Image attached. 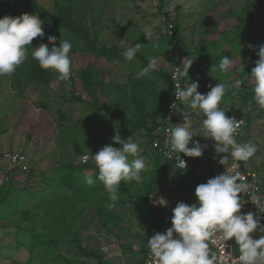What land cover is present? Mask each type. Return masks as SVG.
<instances>
[{
	"label": "rangeland",
	"instance_id": "1",
	"mask_svg": "<svg viewBox=\"0 0 264 264\" xmlns=\"http://www.w3.org/2000/svg\"><path fill=\"white\" fill-rule=\"evenodd\" d=\"M38 1L46 8H52L53 0ZM61 2L71 7L75 19L90 29L92 38L99 45L125 48L140 43L139 52L144 53L148 60L151 57L157 58V70L168 74L174 65L182 66L183 58L190 56L193 63L185 83L187 85L188 82L198 80L203 90L198 91L202 94L210 91L209 85L215 86L222 81L227 87L233 78L243 80L242 88L236 95H233L231 90L226 92L221 106L227 111V115L245 117L246 126L236 139L238 142L252 141L257 145V152L248 162L260 171L264 186V109L259 108L253 97L248 95V92H253L250 77L252 67L244 64L240 55V52L250 45L248 31L243 25L246 0H164V3L161 0H61ZM259 3L264 7V0H259ZM13 10L17 12L19 8L13 6ZM165 11L178 22L180 30L177 37L163 38L167 31L161 16ZM0 12L2 13V7ZM43 29L44 37L34 38L33 46H28V58L34 46L46 43L49 36L58 37L59 32L44 22ZM146 33H150L148 39ZM62 38L59 35L58 44ZM70 55L74 70L68 81L55 78L49 85L38 83L23 75L20 70L19 75H22L23 83L19 89L13 75L0 77V160L4 152L11 149L22 150L27 152L31 167L36 172V177L26 182L28 185L25 194L24 192L22 194L21 187H17L8 197V200L14 201L17 206L7 207L4 211L7 218L0 215V264H29L30 258H32L30 264H99L100 260L97 257L84 255L72 241L59 240L57 250H52L51 253L47 247L41 245H37L31 251L26 234H18L19 222L24 226L35 224L39 229L44 228L39 218L53 198L46 196L43 173H49L52 168L59 166L62 160L74 157L79 161L85 153L92 157L94 150L99 151L107 144L119 147L112 139L119 131L123 138L133 136L140 144L142 149L140 157L145 160L148 168L145 175L153 169V160L144 153L146 146L142 129H135L128 122L127 117L132 118L136 115L134 105L126 99L124 104L114 110L122 94L120 87L126 84L128 86L130 75L137 74L143 68V61L138 57L132 61L108 59L81 49H73ZM223 55L232 56L236 66L223 76L211 73V67ZM89 65L100 70L103 80L102 85L98 84L97 90L92 92H87L81 76L82 71ZM140 79L146 80L149 85L145 94L150 109L155 100H159L169 91V85L159 74L149 73ZM74 92L82 94L84 101L72 100ZM95 97L100 101V111L111 110L119 116L111 120L101 114L93 115L96 112L93 105ZM183 107L182 105L181 109ZM183 110L191 122V130L201 133L200 124L202 118L206 117L197 115L196 110L191 108L186 107ZM184 121L185 113L179 111L174 126ZM197 140L202 145H207L202 156L188 157L182 153L191 162V169L185 172L190 183L187 184V188L184 187L187 191L184 193L192 195L189 205L197 203L194 185L201 183L206 174L211 177L220 174L224 165L219 163V159L227 155L215 152L214 140L211 138L195 135L193 141ZM191 146L193 145L190 143L189 147ZM96 173L98 174L96 167L94 170L87 169L83 172L84 175L91 176L97 175ZM23 175H28V172ZM175 175L177 174L169 168L157 185L171 191V178ZM176 177L178 180L181 179L179 175ZM2 184L0 179V185ZM126 184L129 192L119 193L121 202L110 207L114 217L112 221L107 220L109 229L103 225L98 208L94 204H88L74 223L84 246L102 255V264H120V251L124 254L125 263L131 264L135 257L140 256L142 244L141 239L135 234L151 233L155 215L150 214L148 210L145 211L143 204L135 205L129 201L130 198L143 196L144 182L137 184L133 181ZM179 186L182 187L181 183ZM61 198V195H57V202H61ZM29 208L32 214L24 218V211ZM174 208L168 206L169 214L173 215ZM54 210L56 211L55 206ZM45 225H48V222ZM157 227L159 230L163 229L160 224ZM62 228L65 229L64 226ZM49 229L51 230L48 228L45 236L56 231L55 228L51 231Z\"/></svg>",
	"mask_w": 264,
	"mask_h": 264
},
{
	"label": "clouds",
	"instance_id": "2",
	"mask_svg": "<svg viewBox=\"0 0 264 264\" xmlns=\"http://www.w3.org/2000/svg\"><path fill=\"white\" fill-rule=\"evenodd\" d=\"M44 35L43 21L38 15L25 12L19 16L5 15L0 18V77L14 74L28 58V46H33L34 38H43ZM146 37L148 39L150 33H146ZM48 41L49 43L34 46L31 57L42 69L54 72L58 80L68 81L74 70L70 55L73 45L71 41L62 38L57 46V37L54 35L49 36ZM140 49L141 44L135 43L125 47L121 55L127 61H132ZM257 55L259 58L251 69L250 77L253 99L259 108L264 109V44L258 47ZM192 63L193 58L190 56L183 58L178 73L171 75L176 85L175 96L179 104L184 106L183 109L191 108L196 110L197 115L206 117L202 118L200 124L202 132L191 130L187 113L177 103L172 104L174 110L185 113V121L167 129L164 156L167 161H174L175 169H186L187 164L181 153L188 157L202 156L207 145H202L198 140L193 141L195 135H202L214 140L213 147L217 154H230V157L224 155L219 159L226 172L209 178L206 183L196 187L197 203L189 205L183 201L178 202L172 210L171 227L166 232H156L148 238L147 247L152 264H225L222 258L211 251L210 243L215 245L219 241L226 245L232 238H235L239 250V256L232 264H264V234L255 238L258 229L264 233V226L261 225L259 214L241 212L244 203L240 194H250L249 199L258 207L259 213H264V199L251 191L244 175L239 171L233 172L228 166L230 159L242 161L246 165L257 152V145L252 141H237L236 135L241 121L234 116H228L221 106L226 92L231 90L236 95L244 81L233 78L227 87L222 81L215 86L209 85L210 91L206 94L198 91V80L188 82L181 88L178 80L189 77ZM235 66L232 56L223 55L214 63L210 72L223 76ZM157 68V58L151 57L148 64L136 74V78L140 79ZM112 139L119 147L107 144L91 157L98 169L96 179L102 182L109 196V207H114L120 198L121 182L134 181L141 184L148 171L145 160L140 157L141 146L133 136L123 138L117 131ZM190 143L193 146L189 147ZM87 159L88 157H84L85 161ZM85 181L88 185L95 182L91 175H86ZM153 195L149 193L150 199ZM153 203L159 206L168 205L163 196L153 200Z\"/></svg>",
	"mask_w": 264,
	"mask_h": 264
},
{
	"label": "trees",
	"instance_id": "3",
	"mask_svg": "<svg viewBox=\"0 0 264 264\" xmlns=\"http://www.w3.org/2000/svg\"><path fill=\"white\" fill-rule=\"evenodd\" d=\"M161 1L164 3V0ZM13 6L18 7V11H21V13L14 11ZM0 7H2L3 13L2 14L0 12V18H3L5 15L19 16L25 12L40 16L41 20L49 25L51 29H55L59 32L58 37L61 35L64 39L71 41L73 45L72 50L81 49L82 51L93 53L99 57L127 61L121 55L124 48L116 45L110 47H107L103 44L99 45L96 40L92 38L90 29L83 22L77 21L73 16L71 7L69 5L63 4L61 0H53L52 8H46L38 0H0ZM244 12L245 21L243 22V25L248 31L247 33L249 35L250 45H253L254 47H248L246 50H242L240 55L244 64H247V66L253 68L255 66V61L259 58L257 55L258 47L262 44V40L264 38V7L259 3V0H246ZM164 13L168 14L169 12L165 11ZM174 22L176 24V32L174 34H169L166 32L163 35L164 39L178 36L180 29L175 17ZM46 43H49V41L47 40ZM56 45L59 46L58 42ZM137 57L143 61V67L148 64V57L144 53L138 52L135 58ZM20 70L23 75L38 83L43 82L49 85L56 78V74L54 72L51 70L42 69L38 62L30 55V57L25 60V63L20 65L16 69L15 73L12 74L13 78L17 81V87H19V89L23 83L21 80L22 75H19ZM150 74L161 75L167 81L169 85V91H167L159 100H155V102L152 103V108L149 109L147 106V95L145 94V91L149 88L147 81L143 79H137L136 74H131L129 77L128 86L126 84L125 86L120 87L122 94L119 97V102L116 104L114 110H117L116 108L120 107L121 104H124L126 99H128L130 101L129 103L134 105L136 109V115L133 116L134 118L127 117L128 122L132 124L135 129H142L141 133L143 137H145L146 146L144 153H146V155L153 160V169L149 172V174L145 175V191L143 196L136 197L135 199L130 198L129 201L134 202L135 205L143 204L145 211L148 210L150 214L155 215V224H160L162 221H164L163 216L165 214L164 212L167 210V206L165 209L153 207L149 200V193L161 189L160 185H157L158 181L163 175H165L171 166L174 167V164L164 159L163 156L156 150V148L153 147V129L157 125L158 119L161 117L168 103L172 99L173 84L171 82L170 73L167 74L162 70H156ZM81 76L83 77L84 87L86 88L87 92L96 91L98 87L97 85H102L103 83V80L100 76V70L94 66L89 65L86 70L82 71ZM184 82H186V77H184ZM199 90L203 91L201 86L199 87ZM81 95L74 92L72 100L84 101ZM248 95L253 97V92H248ZM99 104L100 101L97 97H95L93 105L96 107V112L93 115L96 116L101 114L111 120H113L115 116H119L115 114V112H111V110L100 111L101 106ZM125 121L127 122V119ZM176 121L177 119L175 122ZM97 151L98 150H94L93 155ZM69 158L67 160H62L59 166L52 168L49 173H43L45 175L43 177L45 185L44 191L46 190L47 192L46 196H52L53 198V200L48 204L46 211L43 212L39 218V221L43 223L44 228L39 229L35 224L32 226H24L22 223L17 222V231L19 235L26 234L25 237L29 238L31 251L37 247V245H41L47 247L48 252L51 253L53 252L52 250H57L58 241L64 239L74 242L77 249L84 255L97 257L100 260L99 264H102V255L99 252L84 246L78 230H75L74 223L76 218L85 211L88 204H94L97 206L100 218L106 228H108L107 220L112 221L114 212L108 206L110 200L107 192L104 190L102 182L96 179L98 174L96 173L97 175H92L95 181L94 184L88 185L85 181L86 174L84 175L83 172H85L87 169L94 170L96 167L91 159V155L90 159L86 163L77 161V159L74 157L70 159ZM189 169H191V162L190 167L184 170L173 168V171L177 174L175 176H181V179H179L178 182H180L182 186L185 184V180L188 179V176H185V172H188ZM27 172L28 175L24 182L16 181L15 172L12 173V178L10 181L4 182L1 179L3 183L0 185L1 216L4 215L7 218V215L4 214V211H6L7 207L15 205L17 206V203L14 201L13 203L12 201L8 200V197L13 193V191H15L17 187H21L22 194L23 192L25 194L28 185L26 182L36 177V172L31 167V164ZM201 183H205V178H202ZM198 185H194L195 188ZM126 191L129 192L127 184L121 182L119 193H124ZM57 195H61V202H57ZM187 196L191 197L192 195L187 194ZM120 202L121 201L118 200L116 204ZM54 206L56 211L54 210ZM38 207L41 208V205ZM135 209H137V206ZM31 214L32 213L29 208L24 211L23 216L24 218H28ZM47 222L48 225H45ZM63 226L65 229L62 228ZM48 228H51V230L55 228L56 231L52 233L49 232L48 235L45 236ZM51 230L49 229V231ZM152 235V233L141 234L140 232L135 234V236L139 237L142 241L141 248L139 250L140 256H138L137 259L138 264H143V259L149 251L147 247V241ZM31 259L32 258L29 259V264Z\"/></svg>",
	"mask_w": 264,
	"mask_h": 264
},
{
	"label": "built area",
	"instance_id": "4",
	"mask_svg": "<svg viewBox=\"0 0 264 264\" xmlns=\"http://www.w3.org/2000/svg\"><path fill=\"white\" fill-rule=\"evenodd\" d=\"M161 19H162V22L166 26V31L169 34H174L176 32V24L174 22V17L171 16V14L169 13L168 14L164 13L161 16ZM180 66H181L180 64H176L172 67L170 71V78L173 84V96L170 102L168 103L165 111L163 112L161 117L158 119L157 125L153 129L154 138H153L152 145L166 160L167 158L164 156V151H165V141L168 138L167 129L169 127H174V123H175V120L177 119L178 112H179V111L174 110L171 106L174 103H177V106L180 108L182 106V104L181 105L179 104L175 96L176 85L171 75L174 73H178L179 71L178 67ZM178 82L181 88L186 86L184 82V77L179 78ZM228 116L230 117L234 116L237 120L241 121L240 128L238 129V132L236 135V138H238L241 135V131L246 126V119L245 117L241 115L229 114ZM227 155H229L230 157V154H227ZM84 157H88V159L85 161ZM181 157L186 161V164H187L186 168H189L190 167L189 159H187V157L184 156L183 154H181ZM89 159H90V154L85 153L80 157L79 161L82 163H86ZM170 162L174 164V161H170ZM228 166L233 172L239 171L242 175H244L247 179V183L249 184L251 191L259 195L262 199H264V186H263V180H262V175L260 171H258L256 168L251 166L249 162H247V164L245 165L244 162L242 161L237 162L231 159L228 161ZM29 168H30V160L26 153L21 152V151H7L3 153L1 160H0V177L2 178L4 182H8L12 178V173L15 172L16 173L15 179L17 180V178L19 179L22 174H26ZM224 172H226L225 166L220 174ZM217 175H219V173ZM25 176L26 177L23 179V182L27 178V175ZM204 178H205V183H206L209 178H213V177L207 176L206 174L204 175ZM152 193L154 195L152 199H150L149 197V200H150V203L153 205V207L165 209L166 206H159L153 203V200L158 199L161 196L165 198L164 190L161 188L160 190L152 192ZM240 195L242 198V203H244L241 209V212L247 213L251 211L254 214H259L260 219H261V225L264 226V213H259L258 207L253 202H251V200L249 199L250 194L241 193ZM166 220H169V218L167 217ZM262 234L264 233H261L258 229L255 234V238H259L260 235ZM210 249L212 252H215L218 257L222 258L225 264H232V261L235 260L239 256V250H238V246L235 243V238H232L231 240L227 241L226 245L222 244L219 241L215 245H212L210 243ZM120 264H126V263L122 262ZM143 264H152V257L150 255V251H148L147 254L145 255Z\"/></svg>",
	"mask_w": 264,
	"mask_h": 264
},
{
	"label": "crops",
	"instance_id": "5",
	"mask_svg": "<svg viewBox=\"0 0 264 264\" xmlns=\"http://www.w3.org/2000/svg\"><path fill=\"white\" fill-rule=\"evenodd\" d=\"M12 135H14L13 133H12ZM11 150H13V149H11ZM19 151H22V150H19ZM27 153V152H26ZM173 166H171V171H173ZM26 176L25 175H21L20 176V180H23L24 178H25ZM0 179H1V177H0ZM19 179H17L18 181H20ZM179 183L180 182H178V179H177V177L175 178V176L174 177H172L171 178V191H167L166 189H164V188H162L163 190H164V192H165V198L167 199V201H168V205H167V210L164 212L165 214H164V216H163V218H164V221H162V223H160V225H162L163 226V229H161V230H159L158 229V225H159V223H158V225L156 226L155 225V220H154V218H153V225L151 226L152 228H151V233L154 235L156 232H166V230L169 228V227H171V218H172V215H171V213L169 214V212H168V206L171 208V207H176V205H177V203L178 202H181V201H183V202H185V203H187V204H189V202H190V199H191V197L189 196H187V194H185V193H187V191H185V189L187 188V184H189L190 183V179L188 178L187 180H185V184L182 186V184H181V186L182 187H180L179 186ZM184 187H186L185 189H184ZM185 192V193H184ZM171 197V198H170ZM169 218V220H166V218ZM121 255H120V262L122 263V262H125V260H124V254H123V252H119ZM137 259H138V256L137 257H135L134 258V260H132V262H131V264H133V263H135V264H138V262H137ZM144 260V259H143Z\"/></svg>",
	"mask_w": 264,
	"mask_h": 264
}]
</instances>
